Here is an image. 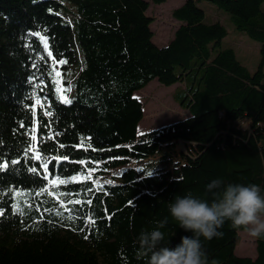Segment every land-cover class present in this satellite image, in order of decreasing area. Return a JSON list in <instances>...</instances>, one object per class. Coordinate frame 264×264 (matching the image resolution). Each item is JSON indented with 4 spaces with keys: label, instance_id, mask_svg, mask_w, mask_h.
Here are the masks:
<instances>
[{
    "label": "trees",
    "instance_id": "1",
    "mask_svg": "<svg viewBox=\"0 0 264 264\" xmlns=\"http://www.w3.org/2000/svg\"><path fill=\"white\" fill-rule=\"evenodd\" d=\"M165 1L0 0V164L27 139L29 111L32 134L31 161L3 173L0 264H146L136 236L150 220L167 216L173 243L184 232L167 207L175 193L211 198L214 178L264 188V0H208L261 43L254 71L222 46L226 21L206 18L201 0L175 7L172 39L154 42L148 9ZM154 78L184 84L174 96L190 115L140 133L135 91ZM65 95L73 103L57 104ZM246 228L225 221L204 240L207 264H264V238L254 257L236 254Z\"/></svg>",
    "mask_w": 264,
    "mask_h": 264
},
{
    "label": "clouds",
    "instance_id": "2",
    "mask_svg": "<svg viewBox=\"0 0 264 264\" xmlns=\"http://www.w3.org/2000/svg\"><path fill=\"white\" fill-rule=\"evenodd\" d=\"M211 198L192 191L175 193L168 211L184 229L173 243L175 231L168 232V217L153 219L136 236L135 255L146 264H207L204 240L219 235L221 226H245L250 233L264 238V188L254 182L224 181L214 178L207 185Z\"/></svg>",
    "mask_w": 264,
    "mask_h": 264
},
{
    "label": "rangeland",
    "instance_id": "3",
    "mask_svg": "<svg viewBox=\"0 0 264 264\" xmlns=\"http://www.w3.org/2000/svg\"><path fill=\"white\" fill-rule=\"evenodd\" d=\"M182 2L184 0L150 3L148 13L155 17L151 24L154 31L152 39L158 45H163L172 39L176 28L180 24L179 20L173 17L172 11ZM200 6L206 11V18H218L226 21L228 34L223 38L222 46H232L236 50L239 59L251 71H254L261 59V43L245 32L238 30L231 19L228 21L226 16L229 17V14L217 7L215 3L201 0ZM216 13L226 14V16ZM180 86H184V84L165 85L154 78L147 86L135 91V95L139 97L144 105L143 118L139 122L138 132L141 133L190 115L189 109L183 106L180 101H177L174 96ZM245 126H247L246 122ZM178 148H184V144L179 142ZM256 239L257 237L253 236L248 228L240 230V240L235 249L236 254L254 257L256 255Z\"/></svg>",
    "mask_w": 264,
    "mask_h": 264
},
{
    "label": "snow or ice",
    "instance_id": "4",
    "mask_svg": "<svg viewBox=\"0 0 264 264\" xmlns=\"http://www.w3.org/2000/svg\"><path fill=\"white\" fill-rule=\"evenodd\" d=\"M51 11V9L49 10ZM44 27V26H42ZM31 29H29V33H31ZM37 36H39V33H36ZM45 39L47 40L48 37H45ZM52 40H54V37H52ZM47 46V45H46ZM49 51L51 52V49H49ZM57 55H59V53L57 52L56 54L52 55V60H57ZM64 61H58V63H62ZM33 67L35 68V65H33ZM37 77L35 75L30 77V85H29V89H27L25 91V94L23 97H21L20 99L16 100V102L18 104H21V108H26L27 104L26 103H21V101H31L33 95H35L36 89L31 87V81L32 80H36ZM41 84L44 83V81H40ZM64 103V104H72L73 103V99L70 98L69 96H62L60 98V100H58L56 103ZM31 107H37L36 104H31ZM43 110L41 111V115H43ZM48 115H51V113H49ZM31 112L29 111L28 114L19 121L20 125L23 127L25 126V121H28L29 127H28V131L25 133V136L27 137L26 140H24L23 142H21L20 147L17 150V155L15 157V159L12 158L11 153H12V149L10 148L8 150V155H7V162L4 164H0V204H2L3 202V196L4 194H6L8 192V189L6 187H2L3 183H4V176L3 173L4 172H14L15 174L19 175L20 172L22 171V169L19 167L20 163L22 160H29L31 161V151L30 149L26 146L28 141H30L32 139V134H31ZM59 116L58 114L56 115V119H58ZM41 130H43V125L40 126ZM40 140H43V137H40ZM0 141H2V134H0ZM22 152L23 156H20L19 153ZM43 154V158L46 159L47 158V149H44L43 146H41V148L37 151V155L40 156ZM5 157L3 155H0V160H4ZM59 159L67 161L68 160V156H62L59 157ZM53 163H55V161H53ZM80 163H84V161H80ZM97 163H99L97 161ZM27 171L36 172V169L34 168H30V169H26ZM59 179V178H57ZM111 182V181H110ZM21 203L26 204L27 200L22 201ZM91 203V202H89ZM13 211H17V212H21V214H23V210L20 207L19 204L13 205L12 207ZM5 212V208L3 206H0V213H4ZM91 218V217H89Z\"/></svg>",
    "mask_w": 264,
    "mask_h": 264
}]
</instances>
